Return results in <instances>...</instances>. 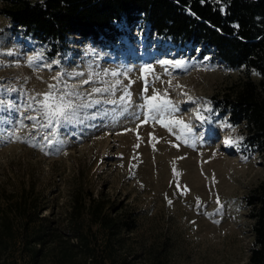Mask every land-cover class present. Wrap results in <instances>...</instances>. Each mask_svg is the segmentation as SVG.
Listing matches in <instances>:
<instances>
[{"label": "rangeland", "instance_id": "1", "mask_svg": "<svg viewBox=\"0 0 264 264\" xmlns=\"http://www.w3.org/2000/svg\"><path fill=\"white\" fill-rule=\"evenodd\" d=\"M129 34L112 49L71 36L67 49L50 57L46 44L15 32L0 11V100L18 109L0 111V120L10 121L0 128L14 133L0 139V189L33 187L44 214L60 226L75 193L84 203L105 199L107 211L113 203L132 212L135 228L121 232L116 264H249L252 220L244 197L264 181V160L242 152V126L212 112L209 102L244 69L210 54L201 58L198 49L184 53L164 37L148 40L140 28ZM251 77L259 79L254 71ZM53 84L58 92L79 93L69 99L89 106L71 123L33 127L25 117L38 112L25 109L38 108ZM164 101L175 111L154 118L151 106ZM84 215L99 259L105 233ZM9 248L4 264H27L19 247ZM52 254L42 264H57Z\"/></svg>", "mask_w": 264, "mask_h": 264}, {"label": "trees", "instance_id": "2", "mask_svg": "<svg viewBox=\"0 0 264 264\" xmlns=\"http://www.w3.org/2000/svg\"><path fill=\"white\" fill-rule=\"evenodd\" d=\"M0 1L12 29L46 44L50 57L66 50L71 36L112 49L140 28L148 40L164 37L184 53L198 49L201 58L210 54L231 68H243L245 75L209 102L212 112L242 126V152L264 160V0ZM252 71L259 75L257 81ZM244 201L252 220L248 261L264 264V181ZM110 206L107 211L102 198L84 203L75 193L60 226L44 214L46 207L33 187L8 193L0 189V264L11 245L20 248L27 264H42L50 252L57 264H116L120 234L132 231L135 219L132 212ZM84 212L88 223L105 233L99 259L90 246L94 236L84 231Z\"/></svg>", "mask_w": 264, "mask_h": 264}, {"label": "snow or ice", "instance_id": "3", "mask_svg": "<svg viewBox=\"0 0 264 264\" xmlns=\"http://www.w3.org/2000/svg\"><path fill=\"white\" fill-rule=\"evenodd\" d=\"M161 64H167L170 63L168 61H161ZM179 63V62H178ZM112 75H117V73L113 72ZM53 79H59V77H54ZM89 81H84V83H88ZM67 85H64V88L67 89ZM147 84L145 86L144 91H147ZM58 88V85L53 84L49 85V91L43 94H40L43 96V99L38 102V108H34L32 103H29L27 105L26 111L31 109L33 111H37V116H27L26 119L33 122V127H41L46 128L49 127L53 123V121H56L58 123H71L77 116L80 109L88 107V104H75L71 99H69L70 96H78L79 93L71 92V91H56ZM10 91H15V89H11ZM101 91H108V89H100V88H94V93H99ZM130 97V93H125L123 97H121V102L123 103L126 98ZM35 99V98H33ZM151 99H156V96L154 95ZM94 104L100 103V101H93ZM106 103H115V101H106ZM148 105V100L146 99L145 106ZM167 109L169 111H175V108L170 106L169 102L164 101L161 103L153 104L150 108V113H154V118H159L163 115L164 110ZM4 110H10V111H18V109L14 105H7L5 106L4 102L0 100V111ZM197 118L203 122L206 118L201 116L199 112L197 113ZM41 119L43 120V123H41ZM147 120V118H146ZM145 120V122H146ZM4 123H10V121H3L0 120V124ZM176 124H182V121H175ZM20 127H23V120L20 121ZM185 128H188V125H184ZM189 131H191L190 128H188ZM5 133L7 135V138H11L13 136V132H6L5 129L0 128V139H3L5 136ZM52 136H55L56 133L53 131L51 133ZM44 140L48 142V144H52L53 141L49 139L48 135H45ZM243 139L242 137L240 138ZM62 141L57 140L56 143L59 144ZM226 145L230 144V141L225 142ZM171 203V201H169ZM217 204H219V200L217 199ZM201 206V202L199 201V198H197V207ZM219 211V209L217 210Z\"/></svg>", "mask_w": 264, "mask_h": 264}]
</instances>
